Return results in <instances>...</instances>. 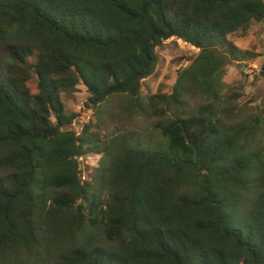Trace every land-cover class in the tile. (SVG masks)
Returning a JSON list of instances; mask_svg holds the SVG:
<instances>
[{
	"label": "trees",
	"instance_id": "trees-1",
	"mask_svg": "<svg viewBox=\"0 0 264 264\" xmlns=\"http://www.w3.org/2000/svg\"><path fill=\"white\" fill-rule=\"evenodd\" d=\"M262 23L264 0H0V264H264V116L222 80L253 58L229 37ZM173 38L199 53L142 108ZM80 85L96 115L129 97L163 141L69 130ZM185 86L210 102L190 113Z\"/></svg>",
	"mask_w": 264,
	"mask_h": 264
},
{
	"label": "rangeland",
	"instance_id": "rangeland-1",
	"mask_svg": "<svg viewBox=\"0 0 264 264\" xmlns=\"http://www.w3.org/2000/svg\"><path fill=\"white\" fill-rule=\"evenodd\" d=\"M229 39L241 50L249 51L253 58L227 62L224 66L223 83L230 87L234 105L238 111L242 110L241 115L257 113L264 116V73H261V66L264 64V23L252 26L247 34L231 35ZM157 53L158 63L155 72L142 83L139 98L142 108L150 96L157 93L171 95L178 88L179 71L196 59L199 50L180 39L173 38L158 48ZM30 88L32 92H36L35 78L32 79ZM181 91L190 113L197 112L200 107L210 102L195 88L185 86ZM88 96L86 88L80 85L76 93L64 97L66 110L77 116L83 115L85 109L87 110L84 103ZM140 106L133 105L127 96H116L103 104L97 115L85 113V120L99 124L105 138L132 134L142 140L162 142L163 138L154 128L158 119L140 113ZM95 130L96 127H92L90 131ZM99 164V156L82 159L83 180H90L89 174L99 167Z\"/></svg>",
	"mask_w": 264,
	"mask_h": 264
},
{
	"label": "built area",
	"instance_id": "built-area-1",
	"mask_svg": "<svg viewBox=\"0 0 264 264\" xmlns=\"http://www.w3.org/2000/svg\"><path fill=\"white\" fill-rule=\"evenodd\" d=\"M85 113L89 114L91 113L92 115L94 114L93 110L90 108H87V110L85 109V112L83 113V115H78L71 123V125L69 126L70 130H73L77 135H80L81 132L83 131V129L85 128V126L89 123L86 122L85 120Z\"/></svg>",
	"mask_w": 264,
	"mask_h": 264
},
{
	"label": "clouds",
	"instance_id": "clouds-1",
	"mask_svg": "<svg viewBox=\"0 0 264 264\" xmlns=\"http://www.w3.org/2000/svg\"><path fill=\"white\" fill-rule=\"evenodd\" d=\"M89 123H90V122H89ZM89 123H88V124H89ZM68 129H69V127H68ZM69 130H70V129H69Z\"/></svg>",
	"mask_w": 264,
	"mask_h": 264
}]
</instances>
